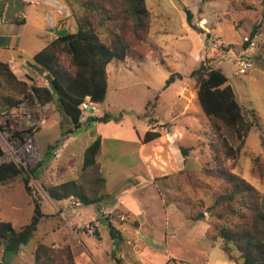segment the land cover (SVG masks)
I'll use <instances>...</instances> for the list:
<instances>
[{"label":"rangeland","instance_id":"374dc122","mask_svg":"<svg viewBox=\"0 0 264 264\" xmlns=\"http://www.w3.org/2000/svg\"><path fill=\"white\" fill-rule=\"evenodd\" d=\"M20 1L1 0L0 30L15 32L14 42H20L21 47L20 51L0 48V59L7 52L19 59L18 54L22 52L21 56L32 62L30 55L50 39V34L36 32L37 28L30 22L18 21L23 15L19 12ZM146 3L152 14L151 30L146 47L140 46L139 50L149 55L137 63L126 58L133 65L118 74H110L105 100L92 102L80 119L108 112L110 123L89 121L86 132L71 125L55 108L47 124L33 134L41 155L34 166L38 177H30L29 181L34 194L46 196L43 186L77 179L92 197L100 188L95 182L99 173L108 181L110 197L96 206H78L72 203L73 199L66 205L56 202L52 206L45 200L44 208L50 216L40 221L32 238L22 245L23 255H16L20 248L14 254L0 251V261L4 264H31L37 239L50 242L55 251L69 244L75 264L112 263L109 253L112 246L125 264H235L220 248L221 240L212 242L210 238L214 224L229 221L233 216L223 203L215 204L216 198L227 189L226 182L211 170L215 168L220 144L196 101V77L188 71L200 63L220 68L246 115L255 119L256 124L249 131L237 160H222L232 172L264 192V146L259 137L264 136L262 43L246 50L252 67L245 73L235 74V66L229 61L232 55L243 51L244 37L261 35L264 38V0H146ZM69 6L73 24L70 30L75 31L80 12L76 6ZM185 9L192 13L189 28L185 27ZM13 17L16 21L11 20ZM214 38L224 47L207 51ZM172 73L178 74L167 83ZM54 104L56 107V98ZM28 105L35 112L34 106ZM152 127L160 132V137L148 143L140 140V144L139 137ZM73 128L77 129L76 138L65 141L64 146L60 144L62 155L54 159L56 149L49 150V146L61 138L62 130L67 133ZM90 133H101L104 140V149L97 154L101 173L98 163L82 170L84 151L92 141ZM181 148L187 150L186 154ZM20 169L23 175L30 170ZM125 192L134 200H141L140 203L135 205L127 195L123 202L129 207L121 205L117 194L125 198ZM29 202L23 183L18 182L9 190L0 184L1 218L13 224L27 222L33 210ZM106 209L108 213L103 211ZM98 214L102 236L95 234ZM200 214L203 217L195 219ZM108 222L121 234L119 240L111 239L112 246ZM57 223L60 230L52 232ZM90 226L94 228L92 235L87 232Z\"/></svg>","mask_w":264,"mask_h":264},{"label":"trees","instance_id":"16d2710c","mask_svg":"<svg viewBox=\"0 0 264 264\" xmlns=\"http://www.w3.org/2000/svg\"><path fill=\"white\" fill-rule=\"evenodd\" d=\"M66 1L80 12L76 30L55 36L32 56V62H27L35 73L44 75L47 84L37 85L28 75V80L19 79L10 64L0 60V110L16 104L31 89L34 96L29 100L30 105L54 102L56 98V108L73 126H78L82 116L79 105L86 97L93 103L105 100L108 63L126 58L137 63L149 55L139 50L140 46L146 47L152 22L146 0ZM185 13L186 22L191 26L192 13L188 9H185ZM223 45L221 42L218 47L223 48ZM242 46L247 48L245 43ZM175 74L178 73H172L166 82L171 81ZM190 74L197 80L196 101L220 144L217 148L219 154L215 156V168L211 170L226 182L227 189L216 198L215 204L223 203L233 216L229 221L214 224V233L210 238L212 242L221 240L220 248L235 264H264V192L257 190L223 163V160H237L249 131L256 124L255 119L246 115L220 68L200 63ZM110 119L111 114L104 112L101 116H88L85 122H107ZM71 131L66 133L62 130L61 138L49 146V150L59 148ZM160 135L152 127L146 130L142 141L147 143ZM259 137L264 146V136ZM100 147L101 138L98 135L84 151L83 171L96 164ZM181 150L186 154L185 148ZM20 168L14 162L0 163V184L11 188L18 182L23 183L33 211L29 220L18 226L0 219V251L4 253H17L20 246L32 238L40 220L47 216L42 209L44 196L34 194L29 185L30 177H38L36 167L27 171V175H23ZM95 182L100 184V188L92 197L87 195L77 179L45 185L43 190L55 202L76 198L83 205H98L107 200L110 194L105 190V177L102 174H97ZM202 217L200 214L195 219ZM108 231L113 240L121 238L120 232L110 222ZM95 234L99 236L97 229ZM115 251L116 248L110 253V264H125ZM0 264L4 263L0 261ZM33 264H75V261L69 244L55 251L50 244L38 240L33 252Z\"/></svg>","mask_w":264,"mask_h":264},{"label":"crops","instance_id":"0c3cea01","mask_svg":"<svg viewBox=\"0 0 264 264\" xmlns=\"http://www.w3.org/2000/svg\"><path fill=\"white\" fill-rule=\"evenodd\" d=\"M21 2V5H20V8H21V10L19 11V12H22L23 13V15L21 16V18L20 19H18V21H21V22H23V23H31L32 24V26H34V27H36L37 29H36V32H41V31H46L47 33H49L50 34V39L49 40H51L52 38H54L55 36H58V35H63V34H66V33H68V32H73V31H71L70 29L71 28H73V24H72V22H71V16H72V12H71V9H70V6H69V4H67V1L66 0H21L20 1ZM147 4V3H146ZM7 5V4H6ZM26 5H27V8H25L26 7ZM147 7H148V5H147ZM148 9H149V7H148ZM150 10V9H149ZM151 12V11H150ZM1 13V12H0ZM21 14V13H20ZM24 14L26 15V16H24ZM13 16H15V15H13ZM14 19H16L15 17H13L11 20H14ZM1 21V20H0ZM14 21H16V20H14ZM1 23V22H0ZM0 25H2V24H0ZM185 27L186 28H189V25L186 23V25H185ZM150 30H151V28H150ZM39 34H37V36H38ZM17 36H16V33L15 32H12V31H5V32H2L1 30H0V39H2L3 41V44L0 46V48H5V49H9V50H11V51H13V50H16V49H20V47H21V45L19 44L20 42H14L15 40V38H16ZM7 38H9V39H13V41H11V42H7V41H5L4 42V39H7ZM49 40H47L45 43H43L42 45H40V47H39V49H37L35 52H33L31 55H30V57H31V59H32V56L36 53V52H38L42 47H44L45 46V44L49 41ZM18 44V45H17ZM214 49V48H213ZM216 49V48H215ZM208 50H212V48H209L208 47V49H207V51ZM20 51V50H19ZM205 52V54H206V51H204ZM21 54H22V52L21 53H19L18 54V57H19V59H16L15 57H14V55H13V53L12 52H7L6 53V55H5V58H3V59H0V60H2V61H5V62H7V63H9L10 64V66H11V68H12V70L14 71V73L16 74V76L19 78V79H23V80H26L27 79V75L28 76H30L31 77V79H32V81L35 83V84H37V85H46L47 84V81H46V79H44V78H42V76L41 75H39V74H37V73H35L29 66H28V64H27V62H28V58H26V56H21ZM204 55V54H203ZM202 58H203V56H202ZM129 65H133L132 64V62L130 63L128 60H112L110 63H108V65L106 66V71H107V90H108V84H109V76H110V74H112L113 75V73H116V74H118V73H120V72H122L125 68H127ZM213 67H214V65H212ZM108 67H110V68H108ZM193 69H195L194 67H192V68H190L189 69V73L193 70ZM224 73V72H223ZM225 74V73H224ZM113 79V78H112ZM28 80V79H27ZM106 96H107V92H106ZM106 98V97H105ZM91 104H93L92 102H91ZM92 107H93V105H92ZM56 108V107H55ZM91 109H92V111H91ZM90 109V112L91 113H93L94 112V109L93 108H91ZM55 110V109H54ZM52 113V112H51ZM50 115V114H49ZM102 115V114H101ZM101 115H96L95 113L94 114H89L88 116H101ZM87 116V117H88ZM86 117V118H87ZM86 118H85V120H86ZM174 117L172 116V117H170L169 119H168V121H171V119H173ZM85 120H81L82 122H81V124L80 125H78L79 126V128L82 130L83 129V131H86L87 132V127H86V123H88V122H85ZM154 120V119H153ZM153 122V121H152ZM70 123V122H69ZM99 123V122H98ZM110 123V120L109 121H107V122H103L102 124H104V125H108ZM47 124V123H46ZM71 124V123H70ZM72 125V124H71ZM148 126V125H147ZM73 130L74 131H71V132H69L67 135H66V137L64 138V140L62 141V145L61 146H64L65 145V141H67V140H73V139H75L76 138V134H77V132H76V128H73ZM148 130V129H147ZM155 130V129H154ZM145 132H146V130H145ZM144 132V133H145ZM91 134V133H90ZM92 135V134H91ZM100 136V138H102V134L100 133V134H94V135H92V141L94 140V138L96 137V136ZM142 138L143 137H139V141L140 140H142ZM91 141V142H92ZM103 143H104V140L103 139H101V147H100V150H99V152H98V154L99 153H101L102 151H103V149H104V147H103ZM148 143V142H147ZM37 144V143H36ZM140 144H141V141H140ZM37 147H38V144H37ZM61 148L62 147H60V148H57L56 150H59V152H60V157H61ZM138 154V160H139V162H138V164L141 166L142 165V152H141V150L139 149V152L137 153ZM98 156V155H97ZM59 157V158H60ZM72 157H70V159H71ZM69 159V160H70ZM83 159V158H82ZM99 160H97V157H96V163H98V164H100V168H99V171H100V173H101V163L100 162H98ZM81 163H82V160L80 161ZM64 181H66V180H64ZM59 182H62V181H59ZM54 183H57V182H54ZM15 186V185H14ZM13 186V187H14ZM13 187H11V188H7L8 190L9 189H12ZM114 189V188H113ZM105 190L111 195V190L109 189V186H108V181H107V179L105 178ZM119 191H121V187H120V189H119ZM126 193V192H125ZM124 193V196H125V198H122L123 197V195H119V194H117V199H118V201H119V203L122 205V204H124L125 206H128L129 207V205H126L123 201H125L126 200V196L128 195L129 196V194H125ZM46 195V194H45ZM129 198H131L133 201H134V203H135V205L137 204L136 202H138V203H140L139 201H141V200H139V201H136V200H134L131 196H129ZM71 199H73V201H72V203L73 204H77L78 206H84L83 204H81V202L80 201H78V199H75V198H69V199H65V200H62V201H60V202H62L63 204H67V202L68 201H70ZM75 199V200H74ZM48 201L50 204H52V206H54L55 204L54 203H56L55 201H53L52 199H50L47 195L46 196H44L43 197V199H42V209H43V211L47 214V216L46 217H43L42 219H44V218H47V217H49L50 216V213L49 212H47L46 210H45V208H44V201ZM101 203H102V201H101ZM100 203V205H102ZM29 204H30V202H29ZM133 204V203H132ZM97 204H95V206H96ZM71 206V205H70ZM76 206V205H75ZM33 211V210H32ZM81 217H84V215H81ZM93 218H94V216H92ZM96 220H95V227L97 228V231L99 232V234L102 236V234H101V231H100V224H99V219L101 218L100 217V215L98 214L96 217ZM0 219H2V220H5V219H3V218H1L0 217ZM41 219V220H42ZM40 220V221H41ZM5 221H8V220H5ZM79 221H80V219H79ZM78 221V222H79ZM84 221H86V219L84 220ZM84 221H82V223L84 222ZM10 222V221H9ZM78 222H75V223H78ZM13 226H18V225H20V224H23V223H25V222H22V223H19V224H13L12 222H10ZM40 223V222H39ZM39 223H38V225H39ZM79 223H81V222H79ZM74 225V224H73ZM72 225V226H73ZM72 226H70V227H72ZM38 227V226H37ZM59 224L57 223V224H55V226H53V229H52V232H54V231H56V230H60L59 229ZM34 235V234H33ZM81 236H84L85 237V234L83 233V232H81ZM110 236V235H109ZM110 238V245L112 246L113 244H114V241H112L111 239V237H109ZM42 241V242H44V243H47V244H49L48 242H46V241H44V240H42V239H37V241ZM37 241H36V243H35V245H34V249H35V247H36V244H37ZM22 249V245L20 246V252L19 253H17L16 255H18V254H24V252H23V250H21ZM34 249H33V252H34ZM114 248H113V246L111 247V249H110V251H109V253H111L112 252V250H113ZM118 249V248H117ZM101 249L99 248L98 249V252L100 251ZM18 252V251H17ZM33 252H32V263L31 264H33ZM108 264H110V263H108Z\"/></svg>","mask_w":264,"mask_h":264},{"label":"built area","instance_id":"2783aa9c","mask_svg":"<svg viewBox=\"0 0 264 264\" xmlns=\"http://www.w3.org/2000/svg\"><path fill=\"white\" fill-rule=\"evenodd\" d=\"M262 43L264 48V38L261 35L244 37L243 43L247 48L240 53H235L229 58V61L235 66V74L245 73L252 62L246 54L247 49H252L257 46V43ZM218 46L217 38H214L209 43V48ZM34 96L31 89L22 96V98L12 106L3 107L0 110V163L14 162L25 170L33 168L40 160V153L33 136L34 132L41 126L45 125L48 116L55 109L53 101L38 103L34 106L35 112L29 107V100ZM91 105L89 98L86 97L79 105L83 112ZM60 152L56 150L53 153V158H59ZM108 213L109 210H103ZM87 226V225H86ZM87 232L94 234L93 226L87 228Z\"/></svg>","mask_w":264,"mask_h":264},{"label":"water","instance_id":"95a60500","mask_svg":"<svg viewBox=\"0 0 264 264\" xmlns=\"http://www.w3.org/2000/svg\"><path fill=\"white\" fill-rule=\"evenodd\" d=\"M91 111H92V109H91Z\"/></svg>","mask_w":264,"mask_h":264}]
</instances>
